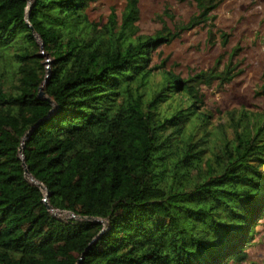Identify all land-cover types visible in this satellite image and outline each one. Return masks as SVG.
<instances>
[{
  "label": "trees",
  "instance_id": "16d2710c",
  "mask_svg": "<svg viewBox=\"0 0 264 264\" xmlns=\"http://www.w3.org/2000/svg\"><path fill=\"white\" fill-rule=\"evenodd\" d=\"M99 1L0 0V264L246 262L264 216V117L213 125L200 93L241 72L239 49L186 80L155 83L152 66L222 0H180L196 13L178 33L136 38L141 0L102 27L87 14Z\"/></svg>",
  "mask_w": 264,
  "mask_h": 264
},
{
  "label": "rangeland",
  "instance_id": "374dc122",
  "mask_svg": "<svg viewBox=\"0 0 264 264\" xmlns=\"http://www.w3.org/2000/svg\"><path fill=\"white\" fill-rule=\"evenodd\" d=\"M126 1L100 0L89 8V19L102 27L114 13L119 22ZM195 13L196 6L192 1L141 0L133 37L152 36L164 26L176 34L177 26L186 25ZM212 17L209 27L179 32L170 44L154 53L152 66L162 67L155 74V83L161 81V72L186 80L212 69L218 59L226 64L237 48L239 52L233 63L241 72L230 83L201 87L204 110L212 114L213 125L223 127L227 125L230 112L246 111L254 117H264V0H222ZM42 58L48 73L49 58L46 55ZM6 89H9L8 85ZM49 212L64 222L80 220L68 212L53 209ZM247 253L249 257L242 264H264V216L255 227Z\"/></svg>",
  "mask_w": 264,
  "mask_h": 264
},
{
  "label": "water",
  "instance_id": "95a60500",
  "mask_svg": "<svg viewBox=\"0 0 264 264\" xmlns=\"http://www.w3.org/2000/svg\"><path fill=\"white\" fill-rule=\"evenodd\" d=\"M41 48H42V45H41ZM42 56H43V53H41L38 57L39 58H42ZM50 71V70H49ZM44 92L42 91V88H40V92H39V94H38V98H40V99H42L43 97H44ZM20 153H22V149L20 150ZM23 166H24V164H23ZM25 167V166H24ZM25 176H26V179H30L31 181H32V184H34V185H36V186H38L41 190H43L44 192H45V199L43 200V202H45L46 203V199H47V197H48V192H47V190H46V188H44L42 185H40L39 183H37L33 178H31L30 176H28V171H27V169H25ZM46 206H47V209L50 211L51 210V207L48 205V204H46ZM71 214V213H70ZM71 215H73V214H71ZM73 217H75L74 215H73ZM93 221H95V222H98L99 220H94L93 219ZM80 262V261H79Z\"/></svg>",
  "mask_w": 264,
  "mask_h": 264
}]
</instances>
